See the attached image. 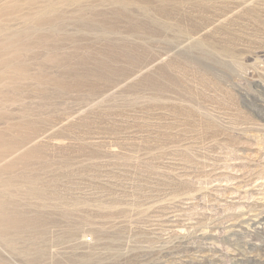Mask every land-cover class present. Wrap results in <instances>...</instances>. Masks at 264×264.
I'll list each match as a JSON object with an SVG mask.
<instances>
[{
  "label": "rangeland",
  "instance_id": "374dc122",
  "mask_svg": "<svg viewBox=\"0 0 264 264\" xmlns=\"http://www.w3.org/2000/svg\"><path fill=\"white\" fill-rule=\"evenodd\" d=\"M0 264H264V0H0Z\"/></svg>",
  "mask_w": 264,
  "mask_h": 264
}]
</instances>
